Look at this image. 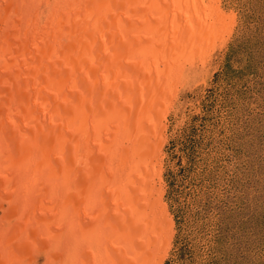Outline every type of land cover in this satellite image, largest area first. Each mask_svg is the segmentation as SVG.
<instances>
[{
    "label": "bare ground",
    "instance_id": "obj_1",
    "mask_svg": "<svg viewBox=\"0 0 264 264\" xmlns=\"http://www.w3.org/2000/svg\"><path fill=\"white\" fill-rule=\"evenodd\" d=\"M202 1L0 0V264H158L166 219L126 138L171 95L164 55L209 38Z\"/></svg>",
    "mask_w": 264,
    "mask_h": 264
},
{
    "label": "rangeland",
    "instance_id": "obj_2",
    "mask_svg": "<svg viewBox=\"0 0 264 264\" xmlns=\"http://www.w3.org/2000/svg\"><path fill=\"white\" fill-rule=\"evenodd\" d=\"M202 3L215 5V19L210 16L215 26L206 43L191 42L186 52L165 54L161 61L162 68L171 62L164 78L172 91L155 109L158 135L151 121L126 138L130 150L128 141L135 140L149 163L139 165L142 173L151 171L154 198L167 224V236L150 260L264 264V0ZM155 18L162 23L166 17ZM108 151L90 157L118 159L115 150ZM88 206L101 212L98 204L87 203V211Z\"/></svg>",
    "mask_w": 264,
    "mask_h": 264
}]
</instances>
